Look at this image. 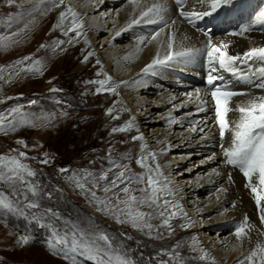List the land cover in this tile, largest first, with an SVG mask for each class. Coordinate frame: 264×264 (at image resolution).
Instances as JSON below:
<instances>
[{"label":"bare ground","instance_id":"obj_1","mask_svg":"<svg viewBox=\"0 0 264 264\" xmlns=\"http://www.w3.org/2000/svg\"><path fill=\"white\" fill-rule=\"evenodd\" d=\"M0 2V15H6L7 10L12 13L25 12L23 18H18L16 21L10 19V25L4 26V32L15 29L12 33H19L12 37L15 42L4 48L6 57L18 55L17 52L22 46L20 44H23L21 41L26 39V42L29 38H31L29 43L31 47L29 50L27 48L28 52L31 49L32 51L40 49L41 44L36 37L41 36V40H46V43L42 44L45 47L41 48L47 47L49 52L45 55L50 65L49 73H55L53 68H56L72 52L68 47L69 44L66 45L69 37L62 34L61 28L53 30L52 27L57 23V16L64 10V5L46 15L33 12L34 14L29 16L28 13L33 11V6L38 3V0H33L31 4L27 0H13L11 5L7 3V0H0ZM71 4L84 25V34L78 38V42L73 43V47L80 50L83 59L89 52L93 53L87 62H81L79 67L92 65L96 70L95 81L110 77V83L120 84L115 93L108 91L107 85L105 90L98 92L101 95H107L109 108L113 109L111 115L106 114V117L119 116V119L112 118L113 122L121 121L132 111L131 118L124 124L132 120L134 127L125 132L112 133L111 139L114 141L119 133L136 137L141 126L148 127L153 123L161 126V131L150 136L151 139H133V143L137 146L136 159L142 154L146 155L147 151L156 153V162H152L149 158V165L155 167V164L159 163L164 176L170 180L168 186L175 195L167 198L175 199L183 208V212H178L170 222L179 220L184 232L194 230L192 238L196 237V244H193L191 238L189 248L199 257L207 253L208 257L205 261L214 260L216 264H239L240 261H244L248 264L246 257L256 249L257 245L262 247V242L264 243V236L259 234V231L264 229L259 220V213H256L258 209L252 194L248 191L249 188L245 187L246 178L238 168L224 163L219 129L214 117L215 103L212 101L206 82L208 69L205 45L210 35L214 45L222 43L227 45L230 55L264 47V21L256 20L259 13L264 11V5H260L257 0H231L229 4L222 5L212 15L197 20L193 26L179 15L180 7L177 6L176 0H140V7L135 10V13L132 6L128 4V0H71ZM153 4L166 5L168 11L164 13L165 19L169 22L175 20L176 24L165 28L157 41L139 44L140 37L150 38L151 34L159 30L160 25L141 23L129 28L128 23L134 15L139 14L140 10ZM182 7L186 11H210L209 3L202 4L200 0H182ZM32 20L35 22L30 23ZM67 24L68 21H65V25ZM25 25H28L26 29ZM207 25L208 27H204ZM242 27H247L249 30L243 35H229L231 32H239ZM101 32L105 35L100 37L103 38V42L101 41L102 44L97 51L92 40ZM12 33L7 36H11ZM170 33L173 35L174 52L189 48L199 49V51H193L187 56L170 61L167 66H156L145 73L143 69L151 63L157 51L161 58L166 54L167 35ZM43 35H47L46 39L42 38ZM74 35L75 33H69V36ZM59 37L62 39L59 40ZM124 39H128L129 42L122 44ZM160 40L164 41L163 47L159 44ZM59 41H65V43L57 47L54 42ZM101 42L99 41V44ZM47 43H49L48 46ZM137 46L140 51H137ZM17 60L16 56L11 57L2 67L7 69L4 71L3 84L6 89L10 82L15 81L17 68L8 66L13 65ZM97 60L100 64L96 63ZM249 64L253 67L258 66V62L249 61ZM236 67L246 73L248 65L237 62ZM97 73L100 74L97 75ZM213 75L223 76V80L215 82L216 86H226L227 90L238 93L232 97L228 105L230 108L245 104L250 95H264V90L255 86L259 82L255 78L249 82L240 74L233 75L222 69ZM95 85L100 87L98 83ZM159 90L163 91L164 96H158L157 105L145 107L146 104L141 100L143 94L150 100ZM197 90H199L198 97ZM201 105L206 106V111H199ZM168 106L166 111L159 113ZM154 114H157L156 120L153 118ZM227 118L234 120L236 114L229 112ZM142 145H146L143 153ZM178 157L183 159L178 161ZM172 169L176 172L173 173ZM135 170L137 174L144 172V169L137 164ZM181 174L184 176H179ZM200 196L206 198L204 203L198 200ZM146 211L150 209L147 208ZM245 216L248 217V222L259 231H252L250 237L234 250L233 246L240 242L236 240L233 233ZM202 219L204 220L201 221ZM210 232H214L212 237L207 236ZM253 264H259L258 256Z\"/></svg>","mask_w":264,"mask_h":264},{"label":"rangeland","instance_id":"obj_2","mask_svg":"<svg viewBox=\"0 0 264 264\" xmlns=\"http://www.w3.org/2000/svg\"><path fill=\"white\" fill-rule=\"evenodd\" d=\"M257 1L260 5H264V0ZM6 13L0 15V36L12 33L15 29L4 32L5 27L10 25V19L16 21L18 18H23L25 12L12 13L7 10ZM44 23L46 24V21ZM104 35L105 33L101 32L92 40L97 51L103 42V38L100 37ZM40 37H36L37 41L41 45L46 43V40L43 41ZM44 37L46 39L47 35L42 36ZM58 39L61 40L62 37ZM25 40L21 41L23 44H20L21 49L17 52L19 56L6 57L4 48H0V68L11 57L16 56L18 60L31 57V60L25 61L24 65L16 66L15 81L10 82L7 89L3 85L4 72L0 73L3 77L0 79V101H2L0 114L7 117L4 121L7 124L15 115H8L7 110L19 107L33 126L18 124L15 131H0V155L18 156L20 152L25 153L26 159H23V163L27 164L36 175L26 177L27 183L19 186L23 190V195H12L7 185L0 186V190L17 203L24 213L20 215L0 210V264H67L64 259L51 254L47 249L46 241L50 233L46 227H40V224L51 222L46 210H51L60 217V221L56 222L58 228H63V221L70 220L76 221L82 228H87L91 224L92 228L105 231L113 238L114 248H119L120 254L127 253L134 264H212L211 261L201 260L191 252L189 243L194 230L184 232L179 220L170 222L171 227H168L162 226L161 218H156L148 221L153 225L151 231L139 230L133 228L130 223H117L94 210L87 197L91 192H95L96 196L105 198L103 186L109 185L111 179H114L116 173L120 171L115 167L116 164L127 165L133 173H136L137 146L133 143V135L119 133L114 141L111 139V129L124 124L131 118L132 111L121 121L113 122L111 116L106 117V111L110 106L109 99L106 94L98 93L95 83H90L95 81L96 70L93 66L79 67L83 56L77 47H73L74 44L69 46L68 43L66 44L72 52L53 68L55 73H49L50 65L45 57L49 54L47 47L44 49L40 47L34 51L31 49L28 52L31 38L26 42ZM99 41L102 42L99 44ZM128 42V39H124L122 44ZM46 45L48 46L49 43ZM35 60L41 62L42 74L20 71L21 67H27ZM162 93L163 91L159 90L150 100L143 94L141 100L146 104L145 107L157 105L158 96ZM168 108L169 106L159 113ZM156 115H153L155 120ZM146 127L141 126L136 134L142 136L144 140L151 139L150 136L161 131V126L156 123ZM21 140L24 144L17 143ZM177 159L179 161L183 157ZM45 160L47 163L43 162ZM61 169L67 171L61 172ZM172 172L176 170L172 169ZM104 174L109 180L99 179ZM75 180L84 184L86 193L76 186ZM94 183L97 185L95 188H93ZM28 187H35L37 194L33 196L27 191ZM131 187L138 189L142 185L132 184ZM248 191L251 192L250 189ZM108 195L111 196L112 193ZM120 195L123 196V193ZM198 200L204 203L206 198L200 196ZM28 201H36L39 208H25L24 204ZM111 203L114 204L115 201ZM146 209L147 207H144L140 210L145 212ZM256 213L258 214V210ZM40 217L44 218L40 219ZM262 228L264 229V225ZM25 235L30 236L29 243L26 245L18 243ZM213 235L214 232L207 234L208 237ZM262 247H264L263 242ZM176 253L179 255H175ZM78 259H81V264H89L82 258Z\"/></svg>","mask_w":264,"mask_h":264},{"label":"snow or ice","instance_id":"obj_3","mask_svg":"<svg viewBox=\"0 0 264 264\" xmlns=\"http://www.w3.org/2000/svg\"><path fill=\"white\" fill-rule=\"evenodd\" d=\"M27 2L31 4L33 0H27ZM205 2L209 3L210 11H186L182 7V0H176L177 6L180 7L179 15L193 26H195L197 20L212 15L222 5L229 4L231 0H200L202 4ZM7 3L11 5L13 0H7ZM128 4L132 6L133 13H135V10L140 7V0H128ZM61 5H64V10L59 12L57 23L52 27L53 30L61 28L62 34L69 37L66 42L73 44L78 42V38L84 34V25L79 14L72 7L71 0H68L67 3L66 0H38V3L33 6V11H30L28 15L32 16L33 12L46 15L48 12L60 8ZM167 11L166 5L153 4L140 10L138 15H134L130 19L128 23L129 28L141 23L160 25L159 30L151 34L150 38L140 37L139 44H150L153 41H157V38L161 36L165 28L176 24L175 20L169 22L165 19L164 13ZM256 20L258 22L264 21V11L259 13ZM65 21H68L67 25H65ZM34 22V20L30 21V23ZM27 27L28 25H25V29ZM248 30L247 27H242L239 32H231L229 35H243ZM21 31H24V29H21ZM69 33H75V35L69 36ZM18 34L12 33L11 36H0V48L10 46L14 42L12 37ZM205 34L208 35L207 33ZM117 35H120V33H117ZM64 43L65 41L54 42L57 47ZM85 43H87V40H85ZM159 44L163 47L164 41L160 40ZM41 47L43 48L45 45H41ZM205 50L206 67L208 69L206 82L209 86V94L215 103L214 117L219 129L220 148L225 158L224 163L238 168L246 178L247 183L245 187L251 190L258 209L260 223L264 225V95H250L245 104H238L235 108H230L228 105L232 97L238 95V93L227 90L226 86H216L215 82L223 80V76L213 75V73H218L222 69L233 75L240 74L249 82L255 78L259 81L255 86L264 90V47L252 48L244 51L242 54L230 55L227 51V45L223 43L214 45L212 37L209 35ZM137 51H140L139 46H137ZM193 51H199V49L189 48L174 52L173 35L170 33L167 35L166 54L161 58L159 51H157L156 56L143 71L147 73L156 66H167L170 61L187 56ZM92 55L93 53L89 52L84 56L82 62H87L88 58ZM28 60H31V57L17 60L13 65L8 67L22 66ZM249 61L253 63L258 62V66L253 67L249 64ZM237 62L248 65L246 73L236 67ZM96 63L100 64V61L97 60ZM217 65H219V68H217ZM6 70V68H0V73ZM20 71L42 74L41 62L39 60L32 61L27 67H21ZM99 74L97 73V75ZM2 78L0 76V79ZM110 80L111 78L108 77L105 80L90 81V83H98L100 85L97 89L98 92L105 90V86L107 85V90L115 93L120 84L110 83ZM123 83L127 84V82ZM52 90L56 91V89ZM188 95L191 96V94ZM196 95L197 97L199 96V90H197ZM7 111L8 115H15L11 121L5 124L4 121L7 117L0 114V131H15L18 124L20 126H33L27 115L22 113L19 107L10 108ZM112 111L113 109L109 108L106 114L111 115ZM199 111H206V106L201 105ZM229 112L236 114L234 120L227 118ZM112 118L119 119V116H113ZM132 127H134V123L132 120H129L123 126L113 127L111 131L112 133L125 132ZM133 139L142 140L143 137L136 136ZM17 143L24 144V141H17ZM145 149L146 145H142V153ZM149 158H151L152 162H156L157 154L147 151L146 155L142 154L136 159V164L144 169V172L139 174L133 173L127 165L116 164L115 167L120 169V171L116 173L115 178L110 181L109 185L103 186L102 190L105 193V198L97 197L95 192H91L87 197L89 204L94 207V210L115 220L117 223H130L133 228L139 230L148 229L151 231L153 225L148 221L156 218L162 219V226L171 227L170 220L176 217L178 212H183V208L175 199L170 200L167 198L175 195L168 186L170 180L164 176L159 163H156L155 167L149 165ZM23 159H26L23 152H20L18 156L0 155V186L7 185L11 189L12 195H23V190L19 186L27 183L26 177H34L36 175L27 164L23 163ZM43 162L47 163V160ZM60 171L64 172L67 170L61 169ZM99 179L108 180V176L104 174ZM229 180L231 181V176H229ZM75 183L82 192H87L84 184L79 180H75ZM132 184L142 185V187L133 189L131 187ZM95 187L97 185L94 183L93 188ZM27 191L31 192L33 196L37 194L35 187H28ZM135 192H139L140 194H133ZM109 193H112V195L109 196ZM120 193H123V196ZM25 199L27 200V197ZM113 200L115 201L114 204L111 203ZM24 207L27 209H37L39 208V204L36 201H28L24 204ZM144 207H147L150 211H141L140 209ZM0 210L20 215L24 214L22 209L17 206V203L9 199V196L3 190H0ZM46 214L49 215L51 222L40 224V227H46L50 233L46 241L47 249L51 254L60 256L67 264H81V259L78 258H82L84 261L89 262V264H134V261L129 258L127 253L120 254V249L114 248L113 238L108 236L105 231L99 228H92L91 224L87 228H82L75 221H63V228H58L56 222L60 221V217L52 213L51 210H46ZM33 216L35 218V214ZM43 218L40 217V219ZM252 231L259 230L255 229L248 222V217L245 216L233 233L236 240L240 242L233 246L234 250L235 248H239L242 242L250 237ZM259 234L264 236V231H259ZM29 240L30 236L25 235L21 237L18 243L26 245L29 243ZM192 241L195 245L196 237H193ZM201 251L203 252L202 249ZM175 255L178 256L179 254L176 253ZM257 256L259 257V264H264V247L257 245L256 249L251 251L250 255L246 257L248 264H253ZM207 257L208 254L203 253L200 259L205 260ZM212 264H215L214 260ZM239 264H245V262L240 261Z\"/></svg>","mask_w":264,"mask_h":264}]
</instances>
